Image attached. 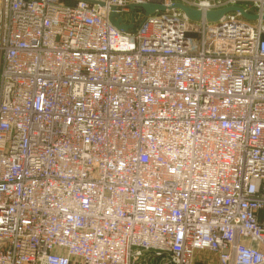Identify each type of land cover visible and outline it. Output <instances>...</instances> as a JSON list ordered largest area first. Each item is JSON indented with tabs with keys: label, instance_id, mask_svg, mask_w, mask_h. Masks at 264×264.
<instances>
[{
	"label": "built area",
	"instance_id": "1",
	"mask_svg": "<svg viewBox=\"0 0 264 264\" xmlns=\"http://www.w3.org/2000/svg\"><path fill=\"white\" fill-rule=\"evenodd\" d=\"M262 16L0 0V264H264Z\"/></svg>",
	"mask_w": 264,
	"mask_h": 264
},
{
	"label": "water",
	"instance_id": "2",
	"mask_svg": "<svg viewBox=\"0 0 264 264\" xmlns=\"http://www.w3.org/2000/svg\"><path fill=\"white\" fill-rule=\"evenodd\" d=\"M134 9H140L144 13V17L152 15L155 11L165 10L164 7L155 4L130 6L131 11H133ZM169 9L181 11L189 21H193V22H198L203 17L208 22H218L222 16L231 12L239 13L245 20L248 21H256L259 19L257 15L247 14L240 7H228L220 10L205 12L204 14H202L198 10L191 9L179 3L173 4ZM261 20L264 22V16L261 17ZM108 21L115 29L122 32H127L133 29L132 25H125L122 23L121 17L115 13L114 8L110 9V12L108 14Z\"/></svg>",
	"mask_w": 264,
	"mask_h": 264
},
{
	"label": "rangeland",
	"instance_id": "3",
	"mask_svg": "<svg viewBox=\"0 0 264 264\" xmlns=\"http://www.w3.org/2000/svg\"><path fill=\"white\" fill-rule=\"evenodd\" d=\"M142 16H143V15H141L140 17H142ZM201 255L208 256V254H205V253H204V254H201Z\"/></svg>",
	"mask_w": 264,
	"mask_h": 264
},
{
	"label": "bare ground",
	"instance_id": "4",
	"mask_svg": "<svg viewBox=\"0 0 264 264\" xmlns=\"http://www.w3.org/2000/svg\"><path fill=\"white\" fill-rule=\"evenodd\" d=\"M259 20V19H258ZM260 20H261V18H260ZM262 21V20H261ZM263 22V21H262Z\"/></svg>",
	"mask_w": 264,
	"mask_h": 264
}]
</instances>
